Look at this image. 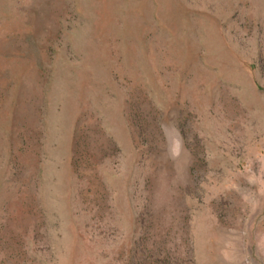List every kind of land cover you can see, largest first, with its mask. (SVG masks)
<instances>
[{
	"label": "rangeland",
	"instance_id": "374dc122",
	"mask_svg": "<svg viewBox=\"0 0 264 264\" xmlns=\"http://www.w3.org/2000/svg\"><path fill=\"white\" fill-rule=\"evenodd\" d=\"M0 264H264V0H0Z\"/></svg>",
	"mask_w": 264,
	"mask_h": 264
}]
</instances>
